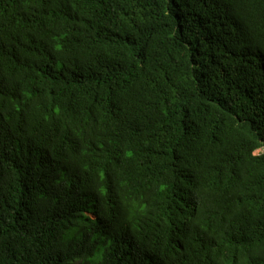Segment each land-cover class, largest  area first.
I'll return each mask as SVG.
<instances>
[{
    "label": "trees",
    "instance_id": "trees-1",
    "mask_svg": "<svg viewBox=\"0 0 264 264\" xmlns=\"http://www.w3.org/2000/svg\"><path fill=\"white\" fill-rule=\"evenodd\" d=\"M0 264H264V0H0Z\"/></svg>",
    "mask_w": 264,
    "mask_h": 264
}]
</instances>
